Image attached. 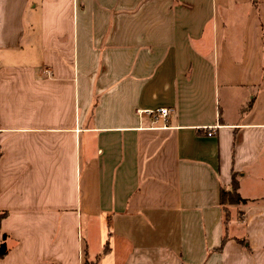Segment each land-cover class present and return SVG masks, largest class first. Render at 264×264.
<instances>
[{
	"label": "crops",
	"instance_id": "obj_1",
	"mask_svg": "<svg viewBox=\"0 0 264 264\" xmlns=\"http://www.w3.org/2000/svg\"><path fill=\"white\" fill-rule=\"evenodd\" d=\"M0 212V264H264V0H0Z\"/></svg>",
	"mask_w": 264,
	"mask_h": 264
},
{
	"label": "trees",
	"instance_id": "obj_2",
	"mask_svg": "<svg viewBox=\"0 0 264 264\" xmlns=\"http://www.w3.org/2000/svg\"><path fill=\"white\" fill-rule=\"evenodd\" d=\"M220 202L225 211L224 223L227 226L230 222L229 206L247 202V200L243 199L240 196L239 182L235 174H233V177H232L231 187L228 190L226 189L221 190ZM6 215H7L6 212H0V222ZM225 241H226V237L224 238V242ZM8 253H9V247L6 243V236L4 235L3 242L0 244V258L5 257Z\"/></svg>",
	"mask_w": 264,
	"mask_h": 264
},
{
	"label": "built area",
	"instance_id": "obj_3",
	"mask_svg": "<svg viewBox=\"0 0 264 264\" xmlns=\"http://www.w3.org/2000/svg\"><path fill=\"white\" fill-rule=\"evenodd\" d=\"M148 113L152 114V115H156V117H158V118L162 117L164 119H167L168 116L171 114V109L166 108V107H162V108H159L157 110H154V111H151V112H148Z\"/></svg>",
	"mask_w": 264,
	"mask_h": 264
}]
</instances>
